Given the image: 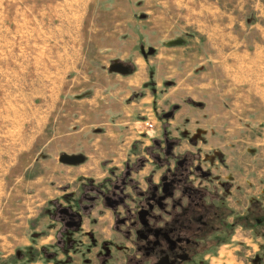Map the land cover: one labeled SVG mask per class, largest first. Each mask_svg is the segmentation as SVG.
Instances as JSON below:
<instances>
[{
  "label": "rangeland",
  "instance_id": "1",
  "mask_svg": "<svg viewBox=\"0 0 264 264\" xmlns=\"http://www.w3.org/2000/svg\"><path fill=\"white\" fill-rule=\"evenodd\" d=\"M145 1L149 9L153 0ZM181 16L170 19L178 17L180 25ZM1 22L6 19L0 16ZM185 30L157 31L175 38L165 42L151 30L121 35L128 40L127 56L111 65L127 66L126 76H132L140 60V84L131 98L159 91V102L143 101V110L126 126L128 138L110 143L99 158L105 176L97 182L85 177L68 182V172L56 171V165L84 164L87 152L80 148L75 154L83 163L66 165L60 158L74 156L66 151L70 143L63 150L42 149L39 125L52 95L31 92L40 78L7 77L0 47V264H150L138 250L137 211L152 187L186 156L209 175L192 181L226 206L233 224L213 233L189 264H264V71L241 77L239 88L229 78H217V84L214 77L201 78L209 84L201 99H187ZM99 33L93 32L96 41L102 39ZM6 34L0 28V41ZM158 54L168 56V63ZM44 81L54 84V79ZM189 103L197 115L189 113ZM186 118L203 122L195 130ZM252 209L251 225L236 223Z\"/></svg>",
  "mask_w": 264,
  "mask_h": 264
},
{
  "label": "crops",
  "instance_id": "2",
  "mask_svg": "<svg viewBox=\"0 0 264 264\" xmlns=\"http://www.w3.org/2000/svg\"><path fill=\"white\" fill-rule=\"evenodd\" d=\"M150 4L148 9L144 0H0L1 20L6 19L0 28L7 31L0 41L6 76L40 78L31 92L52 95L39 125L42 149L63 150L70 143L69 155L78 154L80 148L87 152L88 160L80 166H55L56 171L68 172V182L103 178L100 156L122 135L128 138L126 126L129 129L128 122L143 110V101L159 102V91L131 98L140 84V60L132 76L108 71L111 61L127 56L128 40L121 36L126 30L138 36L143 30L155 31L156 39L165 42L175 38L157 31L186 28L187 99H201L209 86L201 78L214 77L215 84L217 78L221 82L229 78L239 88L241 77L262 76L264 0H153ZM176 14L184 20L180 25L178 17L170 19ZM95 30L101 41H96ZM160 57L168 63V56ZM46 79H54V84ZM187 105L189 113H199ZM201 121L186 118L195 130Z\"/></svg>",
  "mask_w": 264,
  "mask_h": 264
},
{
  "label": "flooded vegetation",
  "instance_id": "3",
  "mask_svg": "<svg viewBox=\"0 0 264 264\" xmlns=\"http://www.w3.org/2000/svg\"><path fill=\"white\" fill-rule=\"evenodd\" d=\"M192 177L199 182L209 179L186 156L176 170L161 178L160 185L152 187L137 211L138 250L150 264H189L200 256L213 233L233 226L226 206Z\"/></svg>",
  "mask_w": 264,
  "mask_h": 264
},
{
  "label": "water",
  "instance_id": "4",
  "mask_svg": "<svg viewBox=\"0 0 264 264\" xmlns=\"http://www.w3.org/2000/svg\"><path fill=\"white\" fill-rule=\"evenodd\" d=\"M178 41H173L171 44L172 45H177ZM109 71L111 73H117V74H121V75H127L129 73V69L127 66L121 64V63H113L110 68ZM83 158L79 155H74V156H62L60 158V162L66 165H79L81 163H83Z\"/></svg>",
  "mask_w": 264,
  "mask_h": 264
},
{
  "label": "trees",
  "instance_id": "5",
  "mask_svg": "<svg viewBox=\"0 0 264 264\" xmlns=\"http://www.w3.org/2000/svg\"><path fill=\"white\" fill-rule=\"evenodd\" d=\"M253 209L250 211V213L249 214H247L245 217H238L237 219H236V223L237 224H242V225H244V226H249V225H251L252 223H253V219H252V215H253ZM259 219H255V221H258ZM231 227H233V226H231Z\"/></svg>",
  "mask_w": 264,
  "mask_h": 264
},
{
  "label": "built area",
  "instance_id": "6",
  "mask_svg": "<svg viewBox=\"0 0 264 264\" xmlns=\"http://www.w3.org/2000/svg\"><path fill=\"white\" fill-rule=\"evenodd\" d=\"M145 126H146L147 128H153V124H152L150 121H146V122H145Z\"/></svg>",
  "mask_w": 264,
  "mask_h": 264
}]
</instances>
